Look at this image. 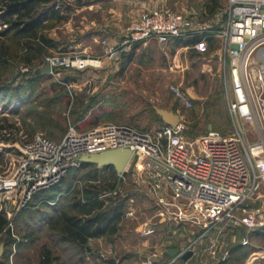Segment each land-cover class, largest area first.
I'll list each match as a JSON object with an SVG mask.
<instances>
[{
  "label": "rangeland",
  "instance_id": "1",
  "mask_svg": "<svg viewBox=\"0 0 264 264\" xmlns=\"http://www.w3.org/2000/svg\"><path fill=\"white\" fill-rule=\"evenodd\" d=\"M214 3L217 7L213 14H209L208 9ZM58 4L59 8L67 5L70 9L63 12L65 20L47 22L45 33L54 39L56 47L49 50L41 61L23 63L15 47L0 35V52L7 50L14 56L0 57V119H7V126L0 129V141L10 145L0 157V177L13 174L18 169L21 151L14 144L18 140H28L33 134L42 133L60 141L69 125L82 131L104 122L124 123L153 132L161 124L154 106L177 113L186 127L185 136L188 138L204 133L209 125L224 135L234 131L223 95L222 70L216 59L187 46L178 47L172 39L166 42L149 39L128 47L117 56L107 54L108 47L115 45L147 8L162 6L185 16L194 10L200 20L209 22L216 13L222 12L226 0H59ZM2 28L0 25V31ZM48 58L86 61L77 62L79 67L53 66V74L33 79L31 71L44 66ZM23 68L29 71L22 72ZM61 84L64 88L60 87ZM4 86L11 89L22 87L27 89L26 92L32 89V92L25 102L16 103L10 97L12 90H1ZM172 86L187 92L192 104L184 106L175 96ZM85 105L90 106L87 114L74 123L72 109L75 107L76 111ZM46 118L58 123L62 129L41 126V121ZM239 128L249 141L261 138L256 128L244 122L239 124ZM90 169L93 168L78 169L67 175L66 180L72 184L68 192L57 197L59 205H65L66 198L74 195L71 192L86 183L83 176L90 173ZM126 169H130V165ZM126 173L129 174L124 179L117 175L112 179L110 171L99 170L96 183L106 184L108 179L113 187H101L98 198L104 201V207L121 201L123 209L116 233L88 239L86 246L89 250L59 242L58 235L52 233L45 222L20 223L21 210L6 215L0 209L8 221L9 236L15 239L14 244L5 245L7 264H39L43 247L51 251L50 264H163L169 258L168 249L180 251L190 245L197 247L194 240L202 228L161 220L157 215L158 207L145 189L134 181L129 171ZM112 189L116 193L103 196ZM51 203L54 202L49 201ZM246 207L259 209L260 221L264 220V183ZM143 224L152 226L154 232L141 233L139 227ZM231 229L234 240L229 242L228 250L234 244L247 245V235L255 230L244 227ZM7 236V233H0L3 248ZM223 238L224 242L227 241ZM244 239L247 243L242 244ZM203 240L204 249L209 243ZM251 242L255 246L254 251H261L258 253L259 264H264V239L255 237ZM97 252L98 257L95 255ZM203 255L206 254L200 253L199 257ZM180 261L177 260L176 264H182Z\"/></svg>",
  "mask_w": 264,
  "mask_h": 264
},
{
  "label": "built area",
  "instance_id": "2",
  "mask_svg": "<svg viewBox=\"0 0 264 264\" xmlns=\"http://www.w3.org/2000/svg\"><path fill=\"white\" fill-rule=\"evenodd\" d=\"M193 35L200 39L190 48L220 63L223 95L234 127L230 135L211 128L188 138L180 117L175 124H161L153 132L104 122L82 131L69 125L60 141L35 133L28 140L14 142L21 151L20 162L13 174L0 177V209L10 215L26 208L36 192L59 182L70 167H79L83 155L127 148L131 151L128 164L134 168L141 165L135 182L158 207L160 219L202 228L194 245L206 239V251L212 261L219 263L228 254L218 248L220 237L228 228L251 230L262 226L260 210L246 205L264 183V0H226L222 12L201 26L171 9L147 8L119 41L108 47L107 54L117 56L149 39L166 42ZM210 38L217 40L212 50ZM48 60L51 74L53 66L79 67L77 62L86 61ZM172 91L184 106L192 104L187 92L176 86H172ZM241 122L256 128L261 138L247 140L239 128ZM8 147V143L0 141V157ZM126 168L116 173L119 178H125ZM112 193H116L114 189L103 196ZM140 232L152 234L154 228L143 224ZM193 247L183 248L163 264H176L187 251H191V256L182 264H208L202 257L188 262L196 256ZM253 252L244 264H259L260 257Z\"/></svg>",
  "mask_w": 264,
  "mask_h": 264
},
{
  "label": "trees",
  "instance_id": "3",
  "mask_svg": "<svg viewBox=\"0 0 264 264\" xmlns=\"http://www.w3.org/2000/svg\"><path fill=\"white\" fill-rule=\"evenodd\" d=\"M58 3L59 0H0V25L3 26L0 35L15 47L16 54L21 55L20 58L23 63L30 64L35 60L41 61L46 57L49 50L56 47L54 39L45 33L47 22L49 20L57 22L65 20L63 12L67 13L70 9L67 5L59 8ZM216 7V3L211 5L208 9L209 12H212ZM198 39H200L199 35H193L185 38H173L172 40L178 47H190ZM8 56L14 57L7 50L0 52L1 58H7ZM36 70L31 71L33 79L48 76L36 72ZM60 87L64 88V85L61 84ZM1 90L6 92L12 90L10 97L16 103L25 102L32 92V89L26 92L27 89L22 87L11 89L8 86L1 87ZM89 107V105H85L82 109L76 111L74 107L71 111V115L75 114L72 118L73 122L81 120L87 114ZM6 120L4 117L0 119V129L7 126ZM160 123L164 124L161 118ZM40 125L47 126V128L62 129V126L60 127L58 123L47 118L43 119ZM91 167L93 168L90 169L92 171L83 176L86 183L71 192L74 195L66 198L67 203L65 205H59V198L57 197L62 192H68L70 184H72L71 181L66 180L67 175L69 173L73 174L78 169ZM99 170L110 171L112 179L117 175L112 166L97 167L94 164L82 162L79 167H70L59 182L33 195L28 206L19 212L20 223L28 225L33 221L37 223L45 222L49 230L58 235L59 242L74 244L79 248L86 247L88 250L89 247L86 246L88 239L115 234L117 223L122 215L123 203L120 201L114 205L104 207V201L98 198L99 192L102 188L113 187V184L107 179L106 184L98 185L96 182L99 180ZM49 201L54 203L49 204ZM7 225V219L0 213V233L8 234L4 240V249L0 255V259L3 258V260H0V264L8 263L5 245H11L15 242V239L9 236L10 229ZM247 237L249 239L247 245H241L240 243L232 245L227 259L222 264H243L248 255L254 251L255 246L251 240L255 237L264 239V224L251 231ZM40 257L39 264L51 263V251L48 248L43 247L41 249Z\"/></svg>",
  "mask_w": 264,
  "mask_h": 264
},
{
  "label": "water",
  "instance_id": "4",
  "mask_svg": "<svg viewBox=\"0 0 264 264\" xmlns=\"http://www.w3.org/2000/svg\"><path fill=\"white\" fill-rule=\"evenodd\" d=\"M98 1V0H95ZM36 72H40L44 75H50L51 74V64L50 61L47 59L45 61V65L42 66L39 70H36ZM156 114L161 118V120L166 123L173 125L179 120V115L177 113H174L173 111H169L165 108H160L157 106L153 107ZM211 125L208 126V129H211ZM131 157V151L127 148H117V149H109L105 150L99 153H92L89 155H83L79 158V161L82 163H89L94 164L97 167H104V166H112L116 173H121L124 171L125 167L127 166L129 160ZM3 251V243L0 244V255ZM178 252L177 249H169L167 251V254L169 256H172ZM96 257L99 256V253H95ZM189 256H191V251H187L183 254L182 258L187 259ZM111 263H113V260H110Z\"/></svg>",
  "mask_w": 264,
  "mask_h": 264
},
{
  "label": "crops",
  "instance_id": "5",
  "mask_svg": "<svg viewBox=\"0 0 264 264\" xmlns=\"http://www.w3.org/2000/svg\"><path fill=\"white\" fill-rule=\"evenodd\" d=\"M191 9H193V8H191ZM204 11V10H203ZM209 11V10H208ZM215 10H213L212 12H208L209 14H213V12H214ZM198 12H196V11H194V10H192V12H189V13H187L186 14V16L188 17V18H190L194 23H195V25H199V26H201V25H203L204 23H206L205 21H202V20H200L199 19V17H198ZM210 21V20H209ZM120 39V38H119ZM209 40V44H210V47H211V49L212 48H214L215 46H216V43H217V40L215 39V38H210V39H208ZM187 47H189V46H187ZM190 48V47H189ZM191 49V48H190ZM194 51V50H193ZM196 52V51H195ZM213 59H216V58H213ZM216 61L219 63V61L216 59ZM219 65H220V63H219ZM130 165V169H128L127 171H129L130 172V174L134 177V181H135V173H138V172H140L141 171V165H138V166H136V168H134V166H133V164L132 163H129L128 165H127V167ZM127 175L129 174V173H126ZM140 228V227H139ZM223 237H225V239L227 238V241H225L224 242V238ZM220 240L221 241H219V246H218V248H219V251H221V250H227L228 251V254H229V250H228V244H229V242H231V241H233L234 240V234H233V232H232V229H229V230H227V231H225L224 232V234H222V236L220 237ZM223 241V242H222ZM203 242H204V240H202V241H200L199 243H197L198 245H197V247H193V250H194V252H195V254H196V256H194V257H192L191 259H189V261H193V260H195L197 257H199L200 256V253H203V254H206V255H203V257L202 258H208V253H206V248H207V245L208 244H206L205 246V248L203 249L202 247L204 246L203 245ZM4 249V248H3ZM172 249H177V248H172ZM169 250V249H168ZM261 251H259V250H255L253 253H255L257 256H259V254L258 253H260ZM166 253H167V251H166ZM228 254H227V256H228ZM168 255V254H167ZM227 256H226V258L224 259V260H221V261H219V263H216L215 261H212L210 258L209 259H207V260H205V261H207V263L208 264H222L226 259H227ZM168 257H169V255H168ZM260 257V256H259ZM184 260V259H183ZM183 260H181L180 262H183ZM188 261V262H189Z\"/></svg>",
  "mask_w": 264,
  "mask_h": 264
},
{
  "label": "bare ground",
  "instance_id": "6",
  "mask_svg": "<svg viewBox=\"0 0 264 264\" xmlns=\"http://www.w3.org/2000/svg\"><path fill=\"white\" fill-rule=\"evenodd\" d=\"M80 63H82V62H80Z\"/></svg>",
  "mask_w": 264,
  "mask_h": 264
}]
</instances>
